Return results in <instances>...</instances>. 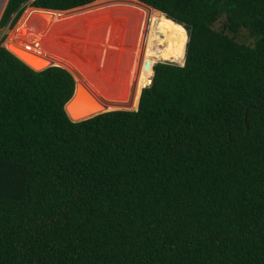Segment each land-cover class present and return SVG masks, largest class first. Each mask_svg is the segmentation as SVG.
<instances>
[{"label": "trees", "instance_id": "trees-1", "mask_svg": "<svg viewBox=\"0 0 264 264\" xmlns=\"http://www.w3.org/2000/svg\"><path fill=\"white\" fill-rule=\"evenodd\" d=\"M139 1L190 39L138 111L71 121L73 75L1 40L0 264H264V0Z\"/></svg>", "mask_w": 264, "mask_h": 264}, {"label": "bare ground", "instance_id": "bare-ground-1", "mask_svg": "<svg viewBox=\"0 0 264 264\" xmlns=\"http://www.w3.org/2000/svg\"><path fill=\"white\" fill-rule=\"evenodd\" d=\"M115 6H116L115 8L113 6H108L103 8L105 9L112 8L117 11L126 12V14L127 13L129 14L132 13L133 15L137 14L139 15L138 17H140L139 27L136 32L137 34V39L135 43L136 45L132 53L133 56L127 51L124 52L125 54L122 57L118 70L117 68L116 70H110V71L103 70L104 74L98 72L100 74L96 75L93 72V69H91L92 67H89L86 64L88 63V59H86L87 61L79 60L80 56L78 55V52H74L75 50L74 51L71 50V52L64 51L65 47L63 48V46H68L67 47L68 50L72 48L70 44L66 45L65 43H59L57 45V41L53 39L55 36H58L59 34H62L63 37V33L65 34L64 30L70 32L73 31V28H75L73 25L75 24L74 22L76 19L89 18L94 13L99 15L102 11H98V10H101L103 8H99L95 10L97 12L94 13H91L93 11H90L81 14V16L78 15L71 18L70 17L66 18L62 13H58V12L45 11L34 8L28 9V11L21 19L16 29V32H14L13 35H11V37L8 39L6 47L9 48L12 47L13 45H16L18 47H24L27 50H31L34 52H41L43 54H46L48 52V54H50L54 58L65 60L69 65L75 67V69L78 71L79 76L82 77L83 81L87 82V84L91 86L98 94H101V96H103L106 100L112 103H119L123 105L129 103L131 100L132 89L134 87L133 84L137 82L138 92L132 108L133 110H136L139 104L141 89L145 84L148 83V80L153 75L151 64H154L156 60L168 61V62L181 61L186 53L188 35H187V31L181 25L176 24L175 22H173L170 19H167L161 14L152 13L150 16L149 11H145L136 7H131L127 5H115ZM125 24L127 25L128 23ZM64 26H66L67 28L62 30L60 27H64ZM46 32L48 33L46 34ZM60 40L61 39H59V41ZM32 43H40L42 49L37 50V46L34 47ZM144 44H145L144 64L141 68V71L139 72L138 71L139 53H140V48H142ZM56 45L58 48L54 47ZM157 48H159L158 51H156ZM56 52L59 53L60 55L56 54ZM125 57L129 58V61L126 60ZM147 59L149 60V65L148 67L145 68V61ZM77 61H79V63ZM103 68L106 69V67Z\"/></svg>", "mask_w": 264, "mask_h": 264}, {"label": "rangeland", "instance_id": "rangeland-1", "mask_svg": "<svg viewBox=\"0 0 264 264\" xmlns=\"http://www.w3.org/2000/svg\"><path fill=\"white\" fill-rule=\"evenodd\" d=\"M113 7L115 8L116 6H113ZM32 8L33 7H30L28 5L25 8V11H24L21 19L23 18L25 13L28 11V9H32ZM106 9H108V10H106ZM106 9L103 8L101 10H98V11H102L99 15L94 13L97 11H93L91 13H94V14L92 16H90L89 18H81V19L78 18V19H76L74 22L75 24L73 25L75 27V28H73V31L70 32V31L64 30L66 36L63 33V37H62V34H59L58 35L59 37L55 36L56 38L55 37L53 38L55 41H57V45L59 43H65L66 45L70 44L72 46V48H70L69 50L67 49L68 46H63V48L65 47L64 48L65 50L62 48L64 51H70L71 52V50L72 51L75 50L74 52H78V55L80 56V57L77 56V57H79V60L88 59V63H86V64L89 67H92L91 69H93V72L96 75H99L100 73L104 74L103 70L110 71V70H116V68L118 70V67L121 63L122 57L125 54L124 52L127 51L133 56L132 53H133V49L135 48V45H136L135 43H136V39H137L136 32H137L138 27H139V18H140V17H138L139 15H137V14L133 15L132 13L126 14V12L117 11V10L112 9V8H106ZM21 19L14 26L10 27L8 25L5 28L0 27V42H1V40H4L1 44V46H4V47L7 46L6 44H7L8 39L11 37V35H13L14 32H16V29H17ZM95 19H97V20H95ZM0 21H1V19H0ZM125 23H128V24L126 25ZM81 24H83V25H81ZM86 24H88V25H86ZM60 28L63 30L67 27L64 26V27H60ZM26 29H27V27H26ZM47 33L48 32H46V34ZM79 33H80V35H79ZM245 38H246V36H245ZM59 39H61V40L59 41ZM123 39H124V42H123ZM32 45L34 47L37 46V50L42 49V46L40 45V43H32ZM57 45L54 47H57ZM158 50H159V48L156 49V51H158ZM56 54H59V53L56 52ZM104 54H106L107 56ZM185 56H186V54H185ZM125 59L129 61V58L125 57ZM183 59L185 61V57ZM77 62L79 63V61H77ZM157 62H159V60H156L154 63H157ZM165 62L182 66L178 62L177 63L168 62V61H165ZM152 65L153 64H151V68H152ZM103 67H106V69H104ZM94 69H97V70H94ZM98 72H100V73H98Z\"/></svg>", "mask_w": 264, "mask_h": 264}, {"label": "water", "instance_id": "water-1", "mask_svg": "<svg viewBox=\"0 0 264 264\" xmlns=\"http://www.w3.org/2000/svg\"><path fill=\"white\" fill-rule=\"evenodd\" d=\"M8 2L9 0H0V19L2 18L4 14V11L6 9ZM115 5H127L131 7H136V8L145 10V11H149L150 16L152 13H158L167 18L166 14H164L163 12L139 0H100V1H97L91 4L81 6L78 8H74L71 10H67V11H56V10H49V9H42V8H34V9L62 13L64 17L69 18V17L78 16V15H81L83 13H87L90 11H95L99 8L115 6ZM178 25H181V24H178ZM181 26L187 31L188 42H189L190 32L185 28V26L183 25ZM6 48L12 54H14L18 59H20L22 62H24L26 65H28L30 68H32L35 71H42L49 67H62L68 70L73 75L76 81L75 91H74L72 98L65 105V111L68 117L70 118V120L73 122L84 121V120L96 117L100 114L111 112V111H121V110L138 111L143 90L147 87H150L153 84L154 65L160 62L167 63L165 61H159L152 65L153 75L148 80V84H145L143 88L141 89L138 107L136 110H133L132 108H133L135 98L138 92L137 82L133 84L134 87L132 89L131 100L129 103H126L124 105L119 104V103H112L106 100L103 96H101V94H98L91 86L87 84V82L83 81L82 77L79 76L78 71L75 69V67L69 65L65 60L54 58L48 53L43 54L41 52H34L31 50H27L24 47H18L16 45H13L12 47H9V48L6 47ZM144 58H145V44L143 45L142 48H140L139 59H138V66H139L138 71L139 72L141 71V68L144 64ZM184 64H185V61H184ZM184 64L182 66H184ZM148 65H149V60L147 59L145 61V68L148 67Z\"/></svg>", "mask_w": 264, "mask_h": 264}]
</instances>
